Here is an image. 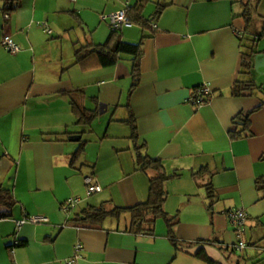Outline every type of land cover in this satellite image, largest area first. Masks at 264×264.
Returning a JSON list of instances; mask_svg holds the SVG:
<instances>
[{"label":"crops","instance_id":"crops-1","mask_svg":"<svg viewBox=\"0 0 264 264\" xmlns=\"http://www.w3.org/2000/svg\"><path fill=\"white\" fill-rule=\"evenodd\" d=\"M137 1L0 0V189L17 201L11 210L0 206V264H69L77 245L83 252L76 264H205L196 253H208L209 242L225 243L216 232L201 236L204 209L212 211V226L214 207L225 195L231 198L227 207L248 214L246 251L264 253V211L256 210L264 200L256 184L264 177V108L251 116V137L231 136L236 117L261 104L259 94L233 96L235 84L252 80L264 89V36L256 40L252 74L241 75L242 15L251 0H145L142 15L149 25L123 27L114 38L115 44L142 43L139 82L128 55L106 68L77 63L79 48L110 38L104 17ZM160 5L167 7L157 15ZM256 14L264 17V0ZM6 36L18 53L6 49ZM201 89L208 92L206 101L195 106ZM74 102L98 113L91 127L78 125ZM130 121L147 154L169 175H180L167 184L165 211L179 217L174 235L185 245L182 251H176L164 219L153 236L130 233L126 218L82 220L104 203L131 208L149 199L156 172L139 170ZM97 128L106 129L103 137ZM73 135L86 143L76 164L72 157L81 142H70ZM101 138L110 140V151L99 168L87 148ZM87 177L102 191L88 194ZM207 183L218 196L212 210ZM74 198L79 204L65 211ZM33 216L49 222L18 229Z\"/></svg>","mask_w":264,"mask_h":264},{"label":"trees","instance_id":"trees-1","mask_svg":"<svg viewBox=\"0 0 264 264\" xmlns=\"http://www.w3.org/2000/svg\"><path fill=\"white\" fill-rule=\"evenodd\" d=\"M144 1L145 0H138L134 4V6L128 9L127 13L132 24H138L147 27L149 25V21L146 20L142 15V8H144L145 5ZM261 1L262 0H251V2L245 6V12L242 15V17L246 21V33L241 39L243 48L241 75L243 77L252 74V70L254 67L253 55L256 54V40L264 36V17H258V15L256 14L257 6ZM9 4L11 5L12 3L9 2ZM166 7L167 5H160L158 7L157 15H160ZM15 9L16 6L12 7V10ZM259 19L262 20V26H259ZM117 33L118 32L113 31L110 38L106 41V43L102 45H89L79 48L76 51L77 63L85 64L87 62L95 61L99 66L106 68L115 66L121 60V57L123 55H128L133 58V79L134 81L139 82L140 64L144 53L143 45L142 43L131 44L122 41H118L115 44L114 38ZM232 94L235 97L242 98H250L258 96V94L260 95V106L248 113H241L240 115H238L234 121L237 130L231 133V136L234 139L249 136L251 137L252 133L250 129V119L254 113L264 108V89L263 87L258 86L252 80H238V82L232 89ZM198 99L199 97L195 98V100ZM73 107L75 115L78 119V125L84 128L91 127L93 122L96 120L98 113L82 108L76 102L73 103ZM128 123L131 125L133 130L131 138L136 150L137 165L139 170L144 172L152 170L156 172V177L150 180L149 199L146 203H142L131 208L114 207L112 209L108 204L104 203L99 208H91L86 211L82 220L90 224H100L108 218H114L117 220L126 218L129 222L128 231L130 233L134 235L153 236L156 232V224L158 220L164 219L169 227V236L176 248V251H182V248L185 245L177 243L174 235V230L179 224V217H169V215L165 211V203L168 197V192L166 189L167 184L170 182V180H172V178L180 175L177 173L174 175H169L160 160L152 159L147 154V146L145 144H139L135 121H130ZM80 142V148L72 157L73 164L79 162L86 152V143L83 141ZM256 184L257 190L261 193L262 197H264V177L259 178ZM205 188L207 190V196L210 201V209L212 210L213 206L218 201L216 189L212 183H207V185H205ZM16 204L17 201L11 192L5 189H0V206L6 207L11 210ZM247 249L248 244L247 248L242 252L246 251ZM232 252L235 254L242 253L233 248ZM195 256L202 260L205 264H223L222 262L212 259L205 248H201ZM256 264H261V262H258Z\"/></svg>","mask_w":264,"mask_h":264},{"label":"rangeland","instance_id":"rangeland-1","mask_svg":"<svg viewBox=\"0 0 264 264\" xmlns=\"http://www.w3.org/2000/svg\"><path fill=\"white\" fill-rule=\"evenodd\" d=\"M109 116H106V119H108ZM98 122L96 121L93 125V127L97 124ZM94 127V128H95ZM98 132L102 133L100 136L105 135V131H100L99 128L96 129ZM101 141V142H100ZM100 141H97V143H89L87 152L90 153L89 159L94 163L99 161V168L104 167L105 159H106V153L109 152L110 150L108 149L110 145V140L106 139L103 140L101 138ZM101 143H103V146H101ZM101 149L103 150V153H101ZM97 196V195H95ZM231 200L230 197L228 196H220V201L216 206L214 207V217H213V225L211 226V212L207 211V209H204L206 211V217L205 220L203 221L202 225V231H201V236L204 238H209L211 236L212 232H216V236L223 237L222 240H224V245H221L219 243H207V250L208 253L213 254L218 261L222 262L223 264H256L259 262L260 259L264 258V253H259V255H256L255 253L250 255V251H244L242 253H233L232 247L236 245L239 241L237 237V232L236 228L234 225L231 223L229 217H228V212L229 210H232V208L227 207L229 205V201ZM229 208V209H227ZM236 210H239L240 208L236 207L234 208ZM257 211H264V200L259 202L258 207L256 209ZM254 221V220H252ZM250 222V220H249ZM159 224V223H158ZM245 230L248 232V228L245 227ZM249 233V232H248ZM243 240H246L245 234L243 235ZM246 242V241H245ZM251 249L254 247H250ZM250 256V257H248ZM256 257V259H254ZM258 257V258H257Z\"/></svg>","mask_w":264,"mask_h":264},{"label":"built area","instance_id":"built-area-1","mask_svg":"<svg viewBox=\"0 0 264 264\" xmlns=\"http://www.w3.org/2000/svg\"><path fill=\"white\" fill-rule=\"evenodd\" d=\"M128 9L121 10L115 14H112L108 17H104L105 20L109 21L110 27L112 31L119 32L123 27H131L132 22L130 21L128 17ZM7 19H9V16H7ZM4 46L6 49L12 53L16 54L20 51V47L12 40L10 36H6L3 41ZM208 94L206 89L200 90V97L198 100L193 99L192 103L195 106H200L205 103L206 101V95ZM85 183L87 185L88 194H96L102 191V187L98 183H94V179L92 177H87L85 179ZM80 200L78 198H74L67 202V204L64 206L65 211H69L72 208H75L79 204ZM228 217L231 221V223L236 228L237 236H238V243L234 245L232 248L236 249L239 252H242L247 248V243L243 240V235L245 234L246 230V222L248 220V214L244 210H236L232 209L228 212ZM49 220L46 217L42 216H33V217H27L23 221L18 223V229L21 228L26 223H33V224H39V223H48ZM83 252V247L81 245H77L75 249L76 256L73 260L69 261V264H76L77 260L80 258V254Z\"/></svg>","mask_w":264,"mask_h":264},{"label":"water","instance_id":"water-1","mask_svg":"<svg viewBox=\"0 0 264 264\" xmlns=\"http://www.w3.org/2000/svg\"><path fill=\"white\" fill-rule=\"evenodd\" d=\"M101 113H103L102 109L100 111ZM81 136L80 135H73L71 137H69V141L73 142V143H79L81 141Z\"/></svg>","mask_w":264,"mask_h":264},{"label":"bare ground","instance_id":"bare-ground-1","mask_svg":"<svg viewBox=\"0 0 264 264\" xmlns=\"http://www.w3.org/2000/svg\"><path fill=\"white\" fill-rule=\"evenodd\" d=\"M72 200V199H71ZM70 201V200H69Z\"/></svg>","mask_w":264,"mask_h":264}]
</instances>
